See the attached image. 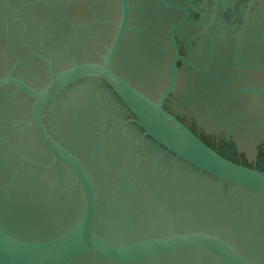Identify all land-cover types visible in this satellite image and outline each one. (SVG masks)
Wrapping results in <instances>:
<instances>
[{"label": "water", "instance_id": "1", "mask_svg": "<svg viewBox=\"0 0 264 264\" xmlns=\"http://www.w3.org/2000/svg\"><path fill=\"white\" fill-rule=\"evenodd\" d=\"M178 1L0 0V264H264V170L192 128L247 121L200 79L264 53V0Z\"/></svg>", "mask_w": 264, "mask_h": 264}, {"label": "flooded vegetation", "instance_id": "2", "mask_svg": "<svg viewBox=\"0 0 264 264\" xmlns=\"http://www.w3.org/2000/svg\"><path fill=\"white\" fill-rule=\"evenodd\" d=\"M193 2H198V0H192ZM250 0H236L235 7L237 6H246L248 7ZM213 3V2H212ZM210 2L209 7L212 5ZM258 3V2H257ZM256 3V5H257ZM178 4H184L183 0L178 1ZM255 5V6H256ZM254 6V7H255ZM253 7V8H254ZM252 8V9H253ZM246 15L248 13L246 12ZM199 33L193 29H186L184 30L185 37H190L191 39H198L195 38L194 35ZM208 39V37H207ZM12 42V40H11ZM13 44V42H12ZM257 44H261L259 41ZM247 46V45H245ZM253 51L240 53L239 58L233 57L232 59H226V63H229L233 68L235 73L233 76L232 74H224L216 72V68L214 67L215 61L211 63V67L209 72L206 74H202V78L200 79V85L206 86L207 88H214L217 86L220 89V92H239V95L242 97H246L249 101L248 108L251 109L248 114L244 111V114L249 117L251 114H257V118L254 120V124L251 120H248L247 117L244 115L243 118L247 121L245 123H240L241 131L238 132H226V131H215L211 130V134H209L210 139H207L204 135V132L201 130L195 129L192 125V128L195 130L197 134H199L209 145L215 148L220 153L224 154L228 158L240 162L246 166L257 168L260 170H264V90L257 92L259 88L263 87L264 85V53L259 51L258 45L251 46ZM181 54L185 55L183 52L182 45L180 47ZM252 56H248L250 54ZM263 53V54H262ZM206 56L203 61L201 58V62L196 64L193 60L188 59L200 69L204 68V65L208 62L209 54L203 55ZM247 58V59H244ZM241 63V67H236L232 63ZM180 63L186 64L183 60H180ZM182 69V68H181ZM243 90H247L243 91ZM253 92V93H251ZM243 93V94H241ZM242 97H240V101H243ZM183 119V118H182ZM184 120V119H183ZM185 121V120H184ZM238 127V126H237ZM259 130V131H258ZM261 135V136H259ZM263 136V137H262ZM147 145L144 152L141 151L140 145L134 149H128L127 153L121 155L117 161L119 168V174H122L124 171L132 172L133 169L139 161L141 164L139 169L136 171H140L144 164L149 160L148 153L146 152ZM157 160V157L154 158ZM159 178L166 177L165 175V168L159 171ZM235 245V244H234ZM239 249V244L236 245Z\"/></svg>", "mask_w": 264, "mask_h": 264}]
</instances>
